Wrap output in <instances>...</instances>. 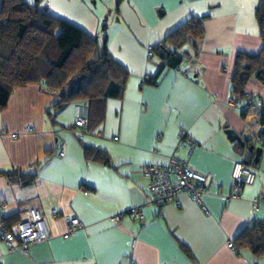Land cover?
Returning a JSON list of instances; mask_svg holds the SVG:
<instances>
[{
    "label": "crops",
    "instance_id": "obj_1",
    "mask_svg": "<svg viewBox=\"0 0 264 264\" xmlns=\"http://www.w3.org/2000/svg\"><path fill=\"white\" fill-rule=\"evenodd\" d=\"M257 3L122 0L116 6V0H38L39 9L89 36L105 23L107 53L127 77L121 97L94 104L93 117L100 121L81 140L74 106L86 101L55 109L58 96L44 83L11 90L0 111V169L16 168L33 180L22 184L0 174L4 221L12 224L26 206H37L51 238L30 245L26 253L9 251L0 240L2 264H264V255L236 251L233 245L247 225L264 222V81L251 77L245 86V95L257 100L253 109L229 103L235 54H254L262 45ZM191 17L204 18L194 58L154 78L161 62L147 56V47ZM226 128L261 147L250 165L253 183L234 196L233 164L248 152L236 149ZM182 129L196 142L188 164L206 178L207 192L200 203L187 194L179 196V206L154 202L140 169L166 164ZM256 137L263 142L255 144ZM62 144L64 154L58 156ZM84 146L104 151L109 162L87 158ZM257 198L262 200L254 206ZM134 207L143 218L111 220ZM52 209L58 213L52 215ZM68 217L82 225L64 237Z\"/></svg>",
    "mask_w": 264,
    "mask_h": 264
},
{
    "label": "trees",
    "instance_id": "obj_2",
    "mask_svg": "<svg viewBox=\"0 0 264 264\" xmlns=\"http://www.w3.org/2000/svg\"><path fill=\"white\" fill-rule=\"evenodd\" d=\"M122 0H116V6ZM255 18L262 41L260 50L250 54L237 52L230 79V94L245 97L244 89L251 77L264 81V0H258ZM202 17H191L169 32L160 42L151 46L161 61L157 78L164 68H178L182 61L193 59L197 42L204 29ZM106 24L95 36H89L78 27L39 9L38 0H1L0 4V111L7 106L15 86L44 83L58 96L55 109L69 103H87V130L96 126L94 104L107 98L121 97L127 71L108 53L105 47ZM190 52H193L191 55ZM147 83H154L150 78ZM264 124V111L261 117ZM78 140H81L78 138ZM243 145L234 142L237 150H246L244 161L253 162V151H248L250 141ZM85 156L91 160L108 163L109 156L102 150L84 146ZM9 181L22 184L33 180L19 169H0ZM236 251L249 250L255 256L264 255V222L255 221L243 228L233 240Z\"/></svg>",
    "mask_w": 264,
    "mask_h": 264
},
{
    "label": "built area",
    "instance_id": "obj_3",
    "mask_svg": "<svg viewBox=\"0 0 264 264\" xmlns=\"http://www.w3.org/2000/svg\"><path fill=\"white\" fill-rule=\"evenodd\" d=\"M147 56L150 59L160 61L153 53L151 46L147 47ZM161 62V61H160ZM191 78L190 75H187ZM233 107L242 110L253 109L257 103L253 95H245L244 98H232L229 102ZM87 104L82 103L74 106V126L77 138L81 139L87 132ZM263 139L256 137L255 144H260ZM196 142L187 135V131L182 129L179 132L174 150L164 165H146L140 169V174L147 180L148 195L151 200L159 203H172L180 205L179 196L187 194L193 201L200 203L201 195L207 192L206 178L196 173L188 164V158ZM64 145L59 147L58 156H63ZM232 192L233 196L248 184H252L255 179L254 170L243 159L234 162L232 169ZM262 199L257 198L253 201L254 206ZM7 202H0V240H3L9 251H21L26 253L30 245L47 241L51 238V232L47 225L44 214L37 206H26L19 212L17 220L12 224L5 223L4 209ZM52 215L58 212L50 210ZM123 215H129L134 219L143 218V212L139 208H130L124 214H116L111 220L118 223ZM68 232L63 236L81 227V222L76 218H66ZM229 246H232L229 243ZM0 264L1 261H0ZM133 264V261H131Z\"/></svg>",
    "mask_w": 264,
    "mask_h": 264
},
{
    "label": "water",
    "instance_id": "obj_4",
    "mask_svg": "<svg viewBox=\"0 0 264 264\" xmlns=\"http://www.w3.org/2000/svg\"><path fill=\"white\" fill-rule=\"evenodd\" d=\"M225 133H226V135L230 141H235V142L239 143L240 145H243L242 138H240V136L234 130L226 128ZM248 150L254 152L253 162L256 163L258 161V157H259L260 152H261V147L250 145V146H248Z\"/></svg>",
    "mask_w": 264,
    "mask_h": 264
}]
</instances>
